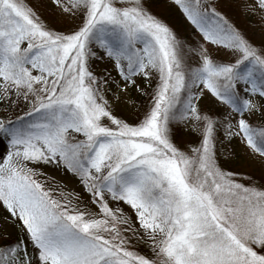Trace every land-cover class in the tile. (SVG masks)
<instances>
[{
  "label": "snow or ice",
  "instance_id": "1",
  "mask_svg": "<svg viewBox=\"0 0 264 264\" xmlns=\"http://www.w3.org/2000/svg\"><path fill=\"white\" fill-rule=\"evenodd\" d=\"M0 264H264V0H0Z\"/></svg>",
  "mask_w": 264,
  "mask_h": 264
}]
</instances>
